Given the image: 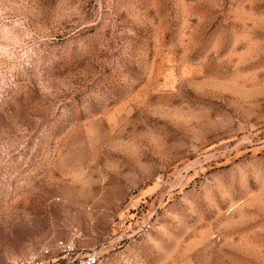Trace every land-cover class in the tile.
I'll use <instances>...</instances> for the list:
<instances>
[{
    "label": "rangeland",
    "instance_id": "rangeland-1",
    "mask_svg": "<svg viewBox=\"0 0 264 264\" xmlns=\"http://www.w3.org/2000/svg\"><path fill=\"white\" fill-rule=\"evenodd\" d=\"M264 264V0H0V264Z\"/></svg>",
    "mask_w": 264,
    "mask_h": 264
},
{
    "label": "built area",
    "instance_id": "built-area-1",
    "mask_svg": "<svg viewBox=\"0 0 264 264\" xmlns=\"http://www.w3.org/2000/svg\"><path fill=\"white\" fill-rule=\"evenodd\" d=\"M59 260L35 257L30 259L9 260L4 264H100V253L97 248L77 247L72 242H59Z\"/></svg>",
    "mask_w": 264,
    "mask_h": 264
}]
</instances>
